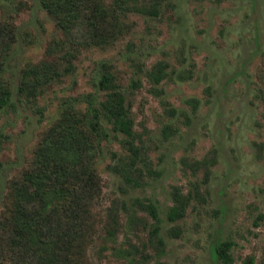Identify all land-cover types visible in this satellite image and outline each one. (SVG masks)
I'll return each mask as SVG.
<instances>
[{
  "label": "rangeland",
  "instance_id": "1",
  "mask_svg": "<svg viewBox=\"0 0 264 264\" xmlns=\"http://www.w3.org/2000/svg\"><path fill=\"white\" fill-rule=\"evenodd\" d=\"M42 1L0 0L1 19L15 34L0 67V89L10 91L0 108V211L7 182L44 135L58 131L66 153L83 94L95 91L105 64L130 103L136 155L104 123L92 154L101 193L90 263L125 264L113 254L120 245L140 264H217L211 245L229 238L232 264L249 256L264 264V0H133L125 11L113 0H91L101 24L96 36L60 25L55 8L66 5ZM156 62L166 75L152 83ZM176 197L184 212L169 221ZM149 204L159 217V245L150 236Z\"/></svg>",
  "mask_w": 264,
  "mask_h": 264
},
{
  "label": "trees",
  "instance_id": "2",
  "mask_svg": "<svg viewBox=\"0 0 264 264\" xmlns=\"http://www.w3.org/2000/svg\"><path fill=\"white\" fill-rule=\"evenodd\" d=\"M90 1L52 0L50 7L65 4L66 10L55 8L59 24L72 30L79 26L86 27L89 34L96 36L101 31V24L94 22L88 8ZM42 4L49 7L47 0H43ZM113 4L125 11L133 6V0H113ZM149 11L154 14L156 8L150 6ZM14 39L13 28L0 16V67ZM164 66L165 63L156 62L151 67L148 76L152 83L164 78ZM258 71H262L260 76L263 78L264 62ZM95 86V91L83 94L84 109L76 119L79 127L71 137L65 138L66 143H70L64 148L66 153L60 155V145L57 143L61 144V137L58 131L52 130L41 138L21 172L7 182L4 209L0 211V264H91L86 247L95 232L96 213L93 205L101 193V181L92 154H95L94 145L104 137V123L109 124L113 131L123 133L132 156L136 155L128 116L130 103L114 84L105 64L101 66ZM98 92H103L102 98L98 97ZM9 98L10 91L1 88L0 108L8 105ZM191 100L197 103L195 99ZM133 162L131 158L129 165ZM19 187L20 198L14 201L10 194ZM183 206V200L176 197L165 212L166 219L172 221L181 217ZM149 212L153 218L150 236L159 245L162 238L158 234L156 207L149 204ZM106 235L111 236V232L107 230ZM231 245L229 238L217 239L212 243V255L217 264H232ZM113 250V254L124 260L125 264L141 263L129 247L119 245ZM160 253L161 247L158 246L156 254ZM252 263L253 257L249 256L243 264Z\"/></svg>",
  "mask_w": 264,
  "mask_h": 264
}]
</instances>
